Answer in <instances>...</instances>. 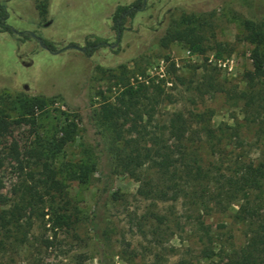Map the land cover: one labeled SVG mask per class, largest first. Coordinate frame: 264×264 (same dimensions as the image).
Wrapping results in <instances>:
<instances>
[{
	"label": "rangeland",
	"instance_id": "1",
	"mask_svg": "<svg viewBox=\"0 0 264 264\" xmlns=\"http://www.w3.org/2000/svg\"><path fill=\"white\" fill-rule=\"evenodd\" d=\"M134 1L0 0L11 28L47 39L57 49L47 51L35 37L18 41L0 33V93L23 102L39 100L34 111L42 136L75 124L63 158L89 169L87 179L68 188L74 208L69 231H58L55 238L49 231L45 237L52 241L50 247L35 242L1 264H210L198 258L201 246L193 232L197 218L213 229L224 225L219 232L226 251L246 242L250 227L234 217L244 203L241 197L224 214L206 213L200 206L194 212L184 199L141 197L139 183L114 170L117 142L98 111L103 100L113 102L123 87L153 80L163 91L156 118L179 112L195 128L192 115L201 114L214 131L215 138L201 133L198 143L206 167L229 174L242 163L262 162L264 81L255 85L253 97L241 93H249L244 74L252 69L245 23L264 22V0H144L117 40L112 14L117 6ZM96 37L107 44L92 56L76 49ZM193 37L203 53H191ZM25 117L21 123L32 119ZM32 132L19 124L10 134L23 142ZM232 133L239 145L233 144ZM97 152L102 153L100 162ZM259 196L252 193L251 200ZM156 216H163L170 228L161 244L151 237Z\"/></svg>",
	"mask_w": 264,
	"mask_h": 264
},
{
	"label": "trees",
	"instance_id": "2",
	"mask_svg": "<svg viewBox=\"0 0 264 264\" xmlns=\"http://www.w3.org/2000/svg\"><path fill=\"white\" fill-rule=\"evenodd\" d=\"M144 4V0H135L130 5L115 8L111 20L117 40L127 20L133 19ZM7 18L6 8L0 3V33H7L18 41L32 38L31 33L11 28ZM245 29L246 40L252 45V69L244 74L249 93L243 92L241 96L251 98L255 85L264 81V22H246ZM35 38L47 51H57L53 42L36 35ZM106 44L107 40L98 37L86 39L83 54L90 57ZM190 50L191 53L204 52L195 37L190 42ZM216 58H220V53H216ZM162 93L154 81L149 80L135 86L127 85L113 102L103 100L100 103L98 115L107 123L112 139L117 142L112 163L114 170L137 181L141 197L160 202L184 199L194 212L200 206L206 213L224 214L241 197L244 203L234 217L250 227L244 245L226 251L219 232L224 225L218 224L213 229L211 224L197 218L193 232L201 246L198 258L210 264H264V215L261 216L264 160L257 165L242 163L229 174L218 168L210 170L200 155L198 143L202 140L201 133L212 140L214 131L201 114L192 115L196 118L195 128L179 112L170 114L165 120L156 118V105L163 101ZM35 106L40 107L37 99L23 102L0 93V264L3 258L35 242L38 246L50 247L52 241L45 237L49 231L54 238L58 231H69L74 222L69 185L89 176L87 166L63 158L64 147L74 138L75 124L57 126L51 136H42L37 131ZM25 116L32 119L21 123ZM68 120L66 117L65 122ZM19 124L34 129L29 140L21 142L11 138L13 125ZM236 136V133L231 134L233 144L239 145ZM8 139L11 141L7 144ZM96 158L100 162L102 153L97 152ZM107 192L105 188L103 193ZM252 193L260 196L251 200ZM169 229L165 218L156 216L151 226L154 242L161 244V240L168 237Z\"/></svg>",
	"mask_w": 264,
	"mask_h": 264
},
{
	"label": "water",
	"instance_id": "3",
	"mask_svg": "<svg viewBox=\"0 0 264 264\" xmlns=\"http://www.w3.org/2000/svg\"><path fill=\"white\" fill-rule=\"evenodd\" d=\"M31 36H32V37H35V35H34L33 33H31ZM39 45L42 46L41 41H39ZM76 49L79 50V51H82L80 48H76Z\"/></svg>",
	"mask_w": 264,
	"mask_h": 264
},
{
	"label": "flooded vegetation",
	"instance_id": "4",
	"mask_svg": "<svg viewBox=\"0 0 264 264\" xmlns=\"http://www.w3.org/2000/svg\"><path fill=\"white\" fill-rule=\"evenodd\" d=\"M81 50H82L81 52L83 53V49L82 48H81Z\"/></svg>",
	"mask_w": 264,
	"mask_h": 264
}]
</instances>
